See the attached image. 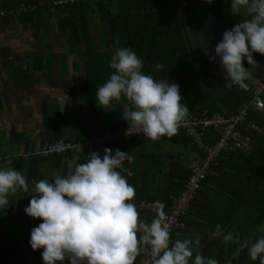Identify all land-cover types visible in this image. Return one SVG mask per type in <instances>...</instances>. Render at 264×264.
Masks as SVG:
<instances>
[{
    "label": "trees",
    "instance_id": "16d2710c",
    "mask_svg": "<svg viewBox=\"0 0 264 264\" xmlns=\"http://www.w3.org/2000/svg\"><path fill=\"white\" fill-rule=\"evenodd\" d=\"M25 2L24 5L29 6L31 10L18 14L34 17L40 12L38 9L42 6H39V1ZM231 2L232 0H212L211 3L206 0H102L94 5L82 2L72 7H42L61 13L64 20L61 28H70L73 35L72 44L77 45L79 53L84 57L83 70L87 90L96 91L113 73L109 67L112 50L129 48L142 59L144 74H151L157 80H168L169 83L174 82L179 86L182 103L195 116L220 114L228 117L246 108V124L251 123L260 128V133L250 132L246 125L239 129L250 137L251 148L224 153L220 157L218 167L214 168L217 175L208 176L205 180L189 208V214L184 220L185 228L171 233L170 243L175 241L178 235L180 239H191L196 245L190 264L196 253L214 258L219 264H260L259 259H250L247 248L237 252L240 244L225 243L223 240V235L231 232L234 237L239 236L241 241L247 239L254 243L263 237L261 230L264 228V113L256 111L251 104L255 87L251 85L246 90L235 85H225V74L220 76L218 71L214 73L215 69L209 72L206 68L219 61L218 57L212 61L209 57L215 55V47L222 40L224 32L250 18L248 15L232 14ZM18 5L19 2L16 6ZM89 15H92L95 25L96 16L103 20L102 27L96 26V40L92 38L89 30ZM253 58L258 63L255 68L248 65L246 60L242 61L243 66L249 68L250 77L262 82L264 56L253 53ZM158 63L164 65L162 70L156 69ZM72 98L74 107L70 106L59 112L56 120L50 124L49 141L81 140L101 133L85 126L80 105L74 102L73 95ZM118 102L124 103L126 107L129 104L131 108L126 99ZM113 113L112 116L116 117L115 112ZM122 115L123 113L119 114L120 119ZM72 120L81 128L80 132L73 138L63 139L62 133L68 129ZM82 125L85 126L84 129ZM122 125L123 119L114 126ZM212 136V132L207 130V139ZM144 138L146 136L121 141L114 145V151L119 149L129 152L133 157L131 164L124 162V167L131 171L132 175H124L135 188L134 200L161 201L166 208L170 204V197L178 196L184 188L188 177L186 163L181 162L180 157L167 154L168 158H171L169 167L174 170L169 168L165 173V176H168L165 184L156 187L157 175L153 173V168H158L162 163L161 157L137 149L142 143L146 145ZM168 139L173 143H187L195 150L182 131ZM210 142L213 143V140ZM95 152L103 157L102 147L96 148ZM77 157L79 159H76ZM86 159L79 151H69L47 158L39 154L32 155L26 162L21 157L6 160L1 157L0 166L11 161L9 166L20 171L27 182H38L52 176L54 171L65 175L69 165L75 168L76 164L84 163ZM44 165L46 170L43 175L40 167ZM13 206L28 205L9 202L7 208L0 210V216L9 212ZM145 217L154 219L148 213ZM37 221L38 219L31 217H0V225L7 223L12 230L11 238H3L0 233V264H44L41 256L43 249L34 252L29 244L31 229L38 226ZM217 225L221 228L220 236L213 235ZM17 227L24 229L22 238ZM21 241L24 243L23 249ZM136 263L137 259L134 264ZM64 264L68 262L65 261Z\"/></svg>",
    "mask_w": 264,
    "mask_h": 264
},
{
    "label": "clouds",
    "instance_id": "9594fccd",
    "mask_svg": "<svg viewBox=\"0 0 264 264\" xmlns=\"http://www.w3.org/2000/svg\"><path fill=\"white\" fill-rule=\"evenodd\" d=\"M231 9L233 14L245 9L250 18L226 30L209 59L219 58L225 85L245 89L251 73L242 61L255 68L258 63L253 53L264 56V0H232ZM109 67L113 73L96 88L95 99L101 109L121 99L130 102L131 108L122 115L128 123L125 136L142 133L158 141L176 135L189 115L179 86L144 74L142 59L129 48H118ZM155 67L162 70L164 65ZM65 104L62 100L61 111ZM86 158L67 175L36 182L24 209L27 216L42 221L31 229L29 244L34 252L43 249L44 264H134L142 253L150 257L151 264H190L193 241L176 239L170 247V225L161 201L155 202L156 218L151 223L140 220L139 210L131 202L135 188L124 175H132L124 167L125 161H133L129 152L117 149L113 154L105 148L103 157L92 152ZM10 164L0 168V210L9 206L10 195L29 190L25 176ZM221 234L217 225L213 235ZM223 240L240 244L237 252L247 248L251 260L264 264V237L250 243L229 232ZM191 264L219 262L196 253Z\"/></svg>",
    "mask_w": 264,
    "mask_h": 264
},
{
    "label": "crops",
    "instance_id": "0c3cea01",
    "mask_svg": "<svg viewBox=\"0 0 264 264\" xmlns=\"http://www.w3.org/2000/svg\"><path fill=\"white\" fill-rule=\"evenodd\" d=\"M25 1L27 0H0V10L7 12L0 17V90H3L0 91V160L1 157L5 160L21 157L24 162L30 156L37 155L42 145L49 142L50 129L48 125L56 120L55 117L61 112L62 100L55 101L56 103L51 102L46 98L47 91L52 92V89L68 91L70 98H72V95L75 97L74 102H76V97L80 98L79 90L84 89L87 91L90 94L87 101L92 111L89 123L86 122L85 107L81 105L80 101L77 104L80 105L82 110L85 126L101 133L104 129L115 128L114 125L123 119H120L119 114L130 109L129 104L126 107L124 103L114 101L110 108L101 109L97 106L96 91L87 90L86 88V77L83 70L84 57L79 53L77 45L72 44L73 35L70 28L64 30L61 28L64 24L62 14L55 10L42 9V7L38 9L40 12H37L34 17L18 14L16 10L21 4H25ZM37 1H39L40 6V2L43 0ZM18 2L20 5L16 6ZM6 8L10 9L7 10ZM234 15H247V12L242 9L240 13ZM88 20L91 21V23L88 22V26H90L89 30L92 38L96 40L98 36L96 26L102 27L103 20L97 19L95 21L97 25L93 23L92 15H89ZM116 50H112V56ZM42 90H47L46 94L40 98V101H35V93ZM63 102H66V99H63ZM72 104L65 105L63 110L73 106ZM34 105H37L36 109H33ZM113 112H115L116 117L112 116ZM53 115L55 117H52ZM35 120L37 126L42 131L45 130L46 138L38 137L33 134L32 127H27L30 122L34 124ZM123 121L124 125H128L124 119ZM72 122L73 131L66 132L64 130L62 133L63 139H66V137L73 138L80 132L81 128L76 126L75 120L70 121L69 126ZM79 122L82 121L79 120ZM85 126L82 125V129ZM144 140L147 141L146 145L144 146L142 143L138 145L137 149L147 154H158L161 157L160 161L162 163L158 168H153V173L157 175L156 187L163 186L168 178L165 173L170 168L171 158H168L167 154L182 158L181 162L184 163L187 162L188 158L196 156V151L189 147L187 143H173L166 136L161 137L158 141H151L148 137ZM5 165L6 163L1 164L0 167ZM40 168L44 175L46 166ZM72 168L74 166L69 165L65 175L72 172ZM170 169L172 170L173 167ZM158 171L160 172L158 173ZM56 175L57 172L54 171L52 176L44 179L52 182ZM27 183L29 190L27 192L21 190L15 195H10L8 197L10 203L29 204L27 201H30L31 195L34 194L33 189L36 182ZM139 218L148 223L152 221L146 218L145 215H141ZM37 222L39 225L42 221L38 219ZM17 228L20 238H22L24 229ZM0 233L3 238L12 237V230H10L7 223L0 225ZM176 236V239H180V236ZM173 242L170 243V247ZM21 244L23 249V241H21ZM195 246L193 244L192 249ZM27 264L36 263L28 262Z\"/></svg>",
    "mask_w": 264,
    "mask_h": 264
},
{
    "label": "built area",
    "instance_id": "2783aa9c",
    "mask_svg": "<svg viewBox=\"0 0 264 264\" xmlns=\"http://www.w3.org/2000/svg\"><path fill=\"white\" fill-rule=\"evenodd\" d=\"M102 0H43L40 6L48 8H63L72 7L77 3L89 2L97 4ZM30 11V7L22 4L16 10L17 13ZM5 12L0 10V17L4 16ZM264 84V79L262 82ZM253 108L258 112L264 113V95L261 92L255 94L252 102ZM248 113L247 109L243 108L238 114L228 117L220 114H214L208 117L195 116L189 112L188 117L178 128V131L185 133L190 140V145L195 149L196 156L190 157L186 162V170L188 177L184 184L183 190L178 196L170 197V204L163 209L168 217L170 225V235L177 229L185 228V218L189 214V208L195 197L199 193L208 176H216L214 168L218 167V160L224 153L239 152L249 150L251 147L250 137L240 132L242 126H247L246 129L250 132L260 133L258 126L248 123L246 124ZM128 130V125H122L113 129H104L99 135L88 137L81 140H62L45 142L38 154L43 157H50L56 154H63L69 151H79L85 157L90 153L95 152V149L102 147L111 149L114 154V145L121 141H126L131 138L144 136L131 134L125 136ZM207 130L211 131L213 136L207 139ZM213 140V143L210 141ZM79 146L81 151L79 150ZM139 210L140 215H148L156 218L155 202L156 201H131ZM27 206H13L9 212L1 214V218L7 217H29L25 214L24 209ZM136 264H151L150 257L142 253L137 257Z\"/></svg>",
    "mask_w": 264,
    "mask_h": 264
},
{
    "label": "rangeland",
    "instance_id": "374dc122",
    "mask_svg": "<svg viewBox=\"0 0 264 264\" xmlns=\"http://www.w3.org/2000/svg\"><path fill=\"white\" fill-rule=\"evenodd\" d=\"M96 18L99 20V17L98 16H96ZM207 68V70L209 71V72H212L211 70L212 69H215V71H214V73H216V71H218V75H220V76H223V74H225L224 73V71H223V69L221 68V66H220V60L218 61V62H216V64L214 65V64H211V66L209 65V66H207L206 67ZM217 75V74H216ZM217 75V76H218ZM245 83H246V85H247V87L245 88L246 90H248L249 89V87L251 86V85H254V87H255V89H254V95H253V98H254V96H255V94L256 93H258V92H261L262 93V95H264V84H262V83H260V81H258V80H255V79H253L252 77H249V79L247 80V81H245ZM1 92L3 91V90H0ZM47 91V90H46ZM46 91H44V90H42V91H37L35 94H36V98H35V101H40V98L44 95V94H46L45 92ZM80 91V98H77L76 97V102H78V104L81 102V105L83 106V107H85V111H86V114H85V116L87 117L86 118V122H90L91 121V108H90V104L88 105V101H87V99H88V97H89V95L90 94H88L87 93V91H85L84 89H82V90H79ZM48 93H49V96H48V93H47V95H46V98L47 99H49L51 102H55V101H61V100H63V99H66V102H64V103H66L65 105H71L72 104V101H73V98H70L69 97V95H68V91H63V90H53L52 89V92H50V91H47ZM65 96H67L68 97V99H67V97H65ZM80 101V102H79ZM87 101V102H86ZM32 102V101H31ZM56 103V102H55ZM36 106L37 105H34L33 106V109L35 108L36 109ZM52 117H55L54 115L52 116ZM55 119H56V117H55ZM71 125L69 126V129L68 130H66V132H72L73 130H72V128H73V122L72 123H70ZM49 126V128H50V124L48 125ZM27 127L29 128V127H32V132H33V134H36L38 137H41V138H44L45 136H46V133H45V130H41L38 126H37V122H36V120L34 121V124H32V122H30L29 124H27ZM50 130H51V128H50ZM46 138V137H45ZM50 142H52V141H49V143ZM37 225H38V223H37ZM261 232H262V234H263V237H264V228L261 230ZM190 233V232H189ZM191 234V233H190Z\"/></svg>",
    "mask_w": 264,
    "mask_h": 264
}]
</instances>
